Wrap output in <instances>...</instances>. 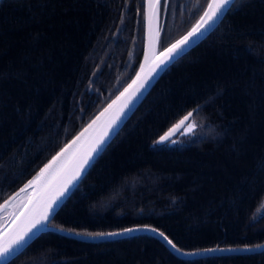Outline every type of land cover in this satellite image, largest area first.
Returning a JSON list of instances; mask_svg holds the SVG:
<instances>
[{
  "label": "trees",
  "instance_id": "1",
  "mask_svg": "<svg viewBox=\"0 0 264 264\" xmlns=\"http://www.w3.org/2000/svg\"><path fill=\"white\" fill-rule=\"evenodd\" d=\"M207 2L168 0L158 51ZM142 44L143 0H0V203L131 79ZM189 112L191 134L156 143ZM49 226H147L183 251L264 243V0H235L161 74ZM6 264H264V251L181 259L149 234L46 231Z\"/></svg>",
  "mask_w": 264,
  "mask_h": 264
},
{
  "label": "water",
  "instance_id": "2",
  "mask_svg": "<svg viewBox=\"0 0 264 264\" xmlns=\"http://www.w3.org/2000/svg\"><path fill=\"white\" fill-rule=\"evenodd\" d=\"M235 0H233L234 2ZM210 2L208 0L204 10L197 18V20L191 25V27L173 40L163 49L158 51V38H159V10L160 4L155 6L153 10L152 5H146L143 0V45L142 53L139 64L131 77V79L118 91L67 143H65L45 164H43L33 175L30 177L18 190L11 194L7 199L0 203V214L12 207L21 196L26 195L25 201L15 211H11L9 215H5V220L0 224V246L7 247L9 243L17 236L23 234L31 228L29 233L30 239L23 246L19 247L18 251H15L12 255L8 256L5 260L0 257V264H6L14 259L26 246H28L39 234L46 231H54L62 235L78 239L85 242H101L112 241L128 237L136 234H149L158 239L162 244L176 257L181 259H193L202 256L222 255V254H241V253H259L264 251V243L256 246L243 247V248H211L200 251H175L171 245L159 235V231H151L152 228L147 227H133L134 229H140L131 233L124 232L123 230L109 233H121L120 235H103V236H86L77 235L75 232L61 230L49 226L53 216L71 194L83 176L87 171L83 173L81 178L68 184L70 178L79 170L78 165L85 158L86 154L96 146V142L100 139L102 133L109 132V137H106V145L113 139L119 129L123 126L126 120L130 117L136 107L140 104L146 94L150 91L156 81L159 79L164 71L153 72L156 68L158 59L161 58L160 54L165 48L169 47L176 40L180 39L192 30L193 26L199 21L200 17L207 10V5ZM161 3V0H160ZM231 5L229 6V8ZM227 12V11H226ZM226 14V13H225ZM225 16V15H224ZM223 16V17H224ZM222 17V18H223ZM218 20L215 24L208 27L207 31L203 32L198 39L191 44L187 50L180 56L185 54L188 50L192 49L205 37H207L214 28L222 20ZM178 56L175 60H177ZM173 60L171 64L175 61ZM169 64V66L171 65ZM168 66V67H169ZM167 67V68H168ZM150 81V83H149ZM147 84V87L141 88L140 86ZM115 120V124L109 127V124ZM183 120V119H182ZM180 120L173 125L165 134L168 135V140L181 129L187 120L181 123ZM164 134V135H165ZM163 135V136H164ZM167 140V141H168ZM166 142V141H165ZM104 147V148H105ZM103 151V150H102ZM101 151V152H102ZM95 154V160L101 153ZM55 157V159H53ZM92 161V164L94 161ZM91 164V165H92ZM47 166V167H46ZM31 181V183H29ZM68 186L66 194L60 198L59 202L55 205L54 211L47 222L46 227L37 225L32 228L33 223L39 218L45 211V205L51 201V199L57 196L60 192L64 191L65 185ZM7 201V203H6ZM129 229V228H127ZM15 247V246H13ZM212 250V251H209Z\"/></svg>",
  "mask_w": 264,
  "mask_h": 264
},
{
  "label": "snow or ice",
  "instance_id": "3",
  "mask_svg": "<svg viewBox=\"0 0 264 264\" xmlns=\"http://www.w3.org/2000/svg\"><path fill=\"white\" fill-rule=\"evenodd\" d=\"M144 3L146 5H152L153 10H155V6L160 4V0H144ZM233 4V0H210V2L207 5V10L204 12V14L200 17L199 21L193 26L192 30L189 31L186 35L181 37L180 39L176 40L174 43H172L169 47L165 48L164 51L160 54V57L158 59V63L156 64V68L153 69V72L159 71H165L169 64L173 60H175L178 56H180L182 53H184L187 48L194 43L196 39L199 38L200 35L203 34V32L207 31L208 27H210L212 24H215L218 20H220L226 13V11L229 10V6ZM163 7H168V0H163ZM139 14V13H138ZM150 83V81H149ZM141 88L147 87V84H143L140 86ZM195 111V110H194ZM193 115L192 112H189L184 119L181 121L183 123L185 120H188L189 117ZM115 120L112 121L111 124H109V127H112V124H115ZM191 127V125H189ZM109 132L105 131L102 133L100 139L96 142V146L93 147L85 156V158L82 160V162L78 165V171L70 178L68 181V184H71L73 181L77 180L78 178H81L83 176V173L87 171L88 167L91 166L92 161L95 160V154H98L101 152L107 141L106 137H109ZM168 140V135L165 134L164 136H161L159 141L156 143H162ZM55 159V157L53 158ZM47 167V166H46ZM31 183V181L29 182ZM68 191L67 184L65 185L64 191L60 192L57 196L53 197L50 202H48L44 207L45 211L42 212L41 218L37 219L35 223H33L32 228H35L37 225H40L41 227H46L47 222L51 216V213L54 211L55 205L59 202L60 198L63 197L66 192ZM7 203V201H6ZM145 229H147V226H145ZM63 231V229H61ZM140 229H124V232L131 233L133 231H138ZM151 231L156 232L157 230L155 228H152ZM31 232V228L28 229V231L24 232L23 234L17 236L14 240H12L7 247L0 246V257L7 259L8 256L12 255L15 251L19 250V247L23 246L24 243L27 242V239H30L29 233ZM121 233H83L82 235L86 236H113V235H120ZM77 235H81V233H77ZM159 235L164 238V240L167 241L171 247L179 252L180 249L177 247V245L168 238L163 232H160ZM15 246V247H13ZM212 251V250H209Z\"/></svg>",
  "mask_w": 264,
  "mask_h": 264
},
{
  "label": "rangeland",
  "instance_id": "4",
  "mask_svg": "<svg viewBox=\"0 0 264 264\" xmlns=\"http://www.w3.org/2000/svg\"><path fill=\"white\" fill-rule=\"evenodd\" d=\"M160 7H161V5H160ZM167 9H168V7L167 8L163 7L161 10H159V15H160L159 24H160V19L161 18L163 19L162 16H163L164 11L166 12ZM189 125H191V127H189ZM194 128H195L194 123L192 122L191 119H188L185 122V124L182 126V128L174 136H172L171 139L168 140V144H177V143H179L180 142V137L182 135L191 134L193 132ZM22 197L23 196H21L20 198H22ZM15 209H16V205H12V207L10 209L6 210V213L9 214L12 210L15 211Z\"/></svg>",
  "mask_w": 264,
  "mask_h": 264
},
{
  "label": "bare ground",
  "instance_id": "5",
  "mask_svg": "<svg viewBox=\"0 0 264 264\" xmlns=\"http://www.w3.org/2000/svg\"><path fill=\"white\" fill-rule=\"evenodd\" d=\"M181 128H182V127H181ZM177 132H178V131H177ZM177 132H176V133H177ZM170 139H171V138H170Z\"/></svg>",
  "mask_w": 264,
  "mask_h": 264
}]
</instances>
